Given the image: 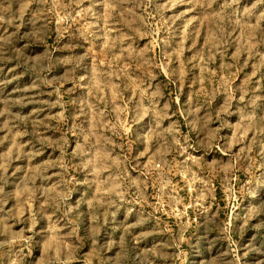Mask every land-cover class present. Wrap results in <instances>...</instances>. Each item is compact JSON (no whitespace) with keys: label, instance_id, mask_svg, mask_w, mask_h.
<instances>
[{"label":"rangeland","instance_id":"1","mask_svg":"<svg viewBox=\"0 0 264 264\" xmlns=\"http://www.w3.org/2000/svg\"><path fill=\"white\" fill-rule=\"evenodd\" d=\"M0 264H264V0H0Z\"/></svg>","mask_w":264,"mask_h":264}]
</instances>
